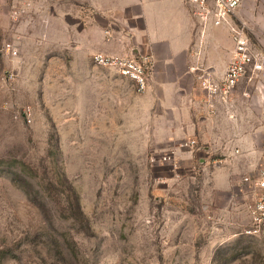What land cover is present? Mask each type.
Instances as JSON below:
<instances>
[{
    "label": "rangeland",
    "instance_id": "374dc122",
    "mask_svg": "<svg viewBox=\"0 0 264 264\" xmlns=\"http://www.w3.org/2000/svg\"><path fill=\"white\" fill-rule=\"evenodd\" d=\"M242 3L264 48V0ZM6 41L18 57L2 51ZM61 54L50 57V0H0V264H264V224L250 231L255 189L243 180L264 159V83L239 84L258 114L256 169L213 195L193 174L161 177L171 166L149 154L164 148L95 131L96 117L81 116L78 94L66 92ZM230 164L238 175L239 160Z\"/></svg>",
    "mask_w": 264,
    "mask_h": 264
},
{
    "label": "crops",
    "instance_id": "0c3cea01",
    "mask_svg": "<svg viewBox=\"0 0 264 264\" xmlns=\"http://www.w3.org/2000/svg\"><path fill=\"white\" fill-rule=\"evenodd\" d=\"M259 6L256 2L255 9ZM235 13L261 32L246 3ZM232 48L227 27L202 28L187 0H50V57L62 53L69 68L66 92L78 94L80 115L96 117L95 131L133 133L138 147L194 139V147L178 150V168L162 175L193 174L213 195L234 190L259 157L250 134L258 114L245 104L240 83L227 103L215 99L210 108L197 77L195 67L201 65L220 80ZM98 51L146 60L148 87L137 92L128 77L93 63ZM103 116H111L110 128L103 126ZM235 159L238 175L230 164Z\"/></svg>",
    "mask_w": 264,
    "mask_h": 264
},
{
    "label": "built area",
    "instance_id": "2783aa9c",
    "mask_svg": "<svg viewBox=\"0 0 264 264\" xmlns=\"http://www.w3.org/2000/svg\"><path fill=\"white\" fill-rule=\"evenodd\" d=\"M187 2L191 6L192 15L199 21L202 28L223 25L227 27L233 43L231 59L220 80L214 79L208 69L203 66L195 67L199 71L197 75L199 84L206 93L210 108L215 99L227 103L230 94L240 82L246 81L255 87L263 84L264 48L252 40L244 23L234 18L235 10L241 0H187ZM21 10L16 9L14 14H18ZM2 51L11 57L19 56V48L12 41L4 42ZM92 61L97 65L112 67L119 74L131 79L137 92H143L148 87L151 65L144 59L98 51L92 54ZM11 77L13 72H8L4 78L7 80ZM243 94L246 95V91ZM21 111L23 115L29 113L26 107H22ZM195 145L194 139H186L161 151H152L149 154V162L150 164H167L175 169L178 162V150ZM244 179L246 180L247 177ZM251 182L255 189V199L249 207L250 231H257L264 224V160Z\"/></svg>",
    "mask_w": 264,
    "mask_h": 264
}]
</instances>
